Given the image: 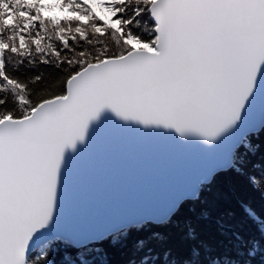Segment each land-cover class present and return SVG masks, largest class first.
Listing matches in <instances>:
<instances>
[{
	"label": "snow or ice",
	"instance_id": "1",
	"mask_svg": "<svg viewBox=\"0 0 264 264\" xmlns=\"http://www.w3.org/2000/svg\"><path fill=\"white\" fill-rule=\"evenodd\" d=\"M258 96L264 0H0V264H56L60 242L115 247L149 226L178 229L193 242L185 264H196L192 258L210 249L198 226L211 218L217 178L243 177L264 194V174L246 169L259 151L254 133L240 135ZM155 138L212 159L196 167L195 180L183 179L190 164L181 167L172 183L182 194L168 197L162 213L115 231L74 226L66 234L62 188L77 163L101 144L119 152ZM241 207L264 236V219ZM216 223L225 234L223 218ZM148 239L169 236L154 231ZM147 243L137 240L136 250ZM259 247L247 241L246 254Z\"/></svg>",
	"mask_w": 264,
	"mask_h": 264
},
{
	"label": "water",
	"instance_id": "2",
	"mask_svg": "<svg viewBox=\"0 0 264 264\" xmlns=\"http://www.w3.org/2000/svg\"><path fill=\"white\" fill-rule=\"evenodd\" d=\"M245 120L240 135L258 134L264 120V98H256ZM211 159L194 147L180 148L170 138L130 143L119 152L101 144L77 163L67 190L62 188L66 234L74 226L115 231L133 220L162 213L168 197L182 194L179 184L172 183L181 167L190 164L183 179L195 180L196 167ZM95 244L99 243L85 239L67 245L81 250Z\"/></svg>",
	"mask_w": 264,
	"mask_h": 264
},
{
	"label": "trees",
	"instance_id": "3",
	"mask_svg": "<svg viewBox=\"0 0 264 264\" xmlns=\"http://www.w3.org/2000/svg\"><path fill=\"white\" fill-rule=\"evenodd\" d=\"M46 70L54 71L51 68ZM252 138L259 151L248 155L246 169L258 179L264 174V135L258 133ZM208 201L211 218L199 224L198 232L199 238L205 241L210 249H201L199 257L192 258L196 264H212L213 260L218 264H229L237 260L241 264L245 261H250V264H264V236L258 230V222L250 219L241 207V201L251 205L258 217L264 219V194L259 188L250 187L243 177L233 174L223 175L217 178ZM188 215L190 213L187 211L183 214V216ZM221 218L225 223V234H221L216 223ZM154 231L167 233L169 239L165 243L148 239ZM233 233H239L243 241L235 240ZM140 239L148 240V243L143 250L137 251L135 243ZM252 239L258 240L260 247L250 258L246 254L245 244ZM61 244L65 243L60 242L59 245ZM192 244L193 242L182 241L178 229L174 227L160 229L149 226L143 231H132L127 240L115 247L107 241L92 245V249H97L99 255L89 257L88 264H105L106 261L107 264H141L144 259H149L151 264H185L190 257ZM68 249L67 252L57 251L52 258L56 264H64L65 260L77 262L78 253L83 250H76L71 246ZM166 249H171V255L166 254ZM241 250H244V255L237 254Z\"/></svg>",
	"mask_w": 264,
	"mask_h": 264
},
{
	"label": "rangeland",
	"instance_id": "4",
	"mask_svg": "<svg viewBox=\"0 0 264 264\" xmlns=\"http://www.w3.org/2000/svg\"><path fill=\"white\" fill-rule=\"evenodd\" d=\"M56 242H54V245H55ZM69 246L65 245V244H61L59 245V247H53V250H52V258L56 255L57 251L61 250L63 252H67ZM83 251H80V253H78L77 255V264H79V261H86L87 264L89 263V260L88 258L91 257V256H98V250L97 249H92V246H90L89 248H86V249H82Z\"/></svg>",
	"mask_w": 264,
	"mask_h": 264
},
{
	"label": "bare ground",
	"instance_id": "5",
	"mask_svg": "<svg viewBox=\"0 0 264 264\" xmlns=\"http://www.w3.org/2000/svg\"><path fill=\"white\" fill-rule=\"evenodd\" d=\"M82 250V249H81Z\"/></svg>",
	"mask_w": 264,
	"mask_h": 264
}]
</instances>
